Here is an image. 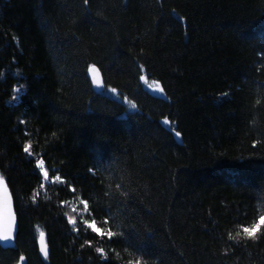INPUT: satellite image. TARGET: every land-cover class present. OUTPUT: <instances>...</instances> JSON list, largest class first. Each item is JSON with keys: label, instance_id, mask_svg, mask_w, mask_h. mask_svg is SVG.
<instances>
[{"label": "trees", "instance_id": "trees-1", "mask_svg": "<svg viewBox=\"0 0 264 264\" xmlns=\"http://www.w3.org/2000/svg\"><path fill=\"white\" fill-rule=\"evenodd\" d=\"M0 180V264H264V0H0Z\"/></svg>", "mask_w": 264, "mask_h": 264}, {"label": "snow or ice", "instance_id": "snow-or-ice-1", "mask_svg": "<svg viewBox=\"0 0 264 264\" xmlns=\"http://www.w3.org/2000/svg\"><path fill=\"white\" fill-rule=\"evenodd\" d=\"M84 5H88L89 4V0H83ZM133 107H135V105H133ZM55 135V134H54ZM181 135V133H180ZM27 153V152H25ZM44 176V174H43ZM47 177H48V172H47ZM60 177H56V179H59ZM72 191H74L75 189H71ZM82 203L84 205V209L87 211L88 209V201L87 200H82ZM75 211V209H74ZM68 223L75 225L77 223V221L72 218V217H68ZM84 225L90 229V231L94 234H96L97 236L100 237H107V238H113L116 236V233L112 232L110 229H103L101 227H99V225L97 224V222L95 220H84L83 221ZM105 223H108L107 220H105ZM256 229L255 232H253V229ZM264 228V216H261L258 220V222L254 225H252L251 227H245L243 228V232L244 234L249 237L250 239H255L259 233V231ZM12 235V217H11V213H10V231L6 233L5 237L3 238L4 240H8L11 238ZM96 251L98 253L103 254V249L97 248ZM128 264H142L141 261H129Z\"/></svg>", "mask_w": 264, "mask_h": 264}, {"label": "water", "instance_id": "water-1", "mask_svg": "<svg viewBox=\"0 0 264 264\" xmlns=\"http://www.w3.org/2000/svg\"><path fill=\"white\" fill-rule=\"evenodd\" d=\"M87 76L96 89H103L102 76L99 69L95 65L88 67ZM9 231H10V217H9V213L6 210V201L0 199V239L4 240L3 238L5 237L6 233ZM13 238H14V229L12 226V235L11 238L8 239V241L13 242ZM38 243L42 256L45 257L46 244L44 241L43 234L39 235ZM17 264H24L22 256L20 257V260Z\"/></svg>", "mask_w": 264, "mask_h": 264}, {"label": "rangeland", "instance_id": "rangeland-1", "mask_svg": "<svg viewBox=\"0 0 264 264\" xmlns=\"http://www.w3.org/2000/svg\"><path fill=\"white\" fill-rule=\"evenodd\" d=\"M0 197L2 199H4V200H7V198H8V195H7V192H6L4 184L2 183V180H0ZM10 210H11L10 209V204H9V201H7V211L9 213H11ZM11 217H12V214H11ZM4 242H6V241H4Z\"/></svg>", "mask_w": 264, "mask_h": 264}, {"label": "clouds", "instance_id": "clouds-1", "mask_svg": "<svg viewBox=\"0 0 264 264\" xmlns=\"http://www.w3.org/2000/svg\"><path fill=\"white\" fill-rule=\"evenodd\" d=\"M252 231H253V232H255V231H256V229L254 228Z\"/></svg>", "mask_w": 264, "mask_h": 264}]
</instances>
